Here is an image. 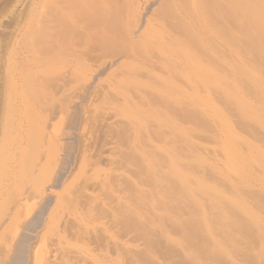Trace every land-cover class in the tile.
<instances>
[{"label": "rangeland", "instance_id": "374dc122", "mask_svg": "<svg viewBox=\"0 0 264 264\" xmlns=\"http://www.w3.org/2000/svg\"><path fill=\"white\" fill-rule=\"evenodd\" d=\"M0 264H264V0H0Z\"/></svg>", "mask_w": 264, "mask_h": 264}, {"label": "bare ground", "instance_id": "6f19581e", "mask_svg": "<svg viewBox=\"0 0 264 264\" xmlns=\"http://www.w3.org/2000/svg\"><path fill=\"white\" fill-rule=\"evenodd\" d=\"M235 1L241 2L242 0H234V2H235Z\"/></svg>", "mask_w": 264, "mask_h": 264}]
</instances>
